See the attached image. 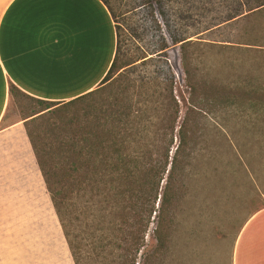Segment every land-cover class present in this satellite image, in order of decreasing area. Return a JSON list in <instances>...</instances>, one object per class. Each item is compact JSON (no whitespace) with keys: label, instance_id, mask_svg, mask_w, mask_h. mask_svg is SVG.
I'll list each match as a JSON object with an SVG mask.
<instances>
[{"label":"rangeland","instance_id":"1","mask_svg":"<svg viewBox=\"0 0 264 264\" xmlns=\"http://www.w3.org/2000/svg\"><path fill=\"white\" fill-rule=\"evenodd\" d=\"M104 1L116 23L118 63H133L115 75L118 79L104 96H116L126 79L159 77L165 81L172 75L179 124L188 99L196 95L203 101V97L217 96V100L227 97L234 102L230 106L206 99L203 106L210 112L208 122L194 127L197 133L205 132L190 168L197 172L184 179L183 189L177 192L170 243L155 260L156 264H233L241 227L264 206V112L258 125L250 105L254 96L264 100V13L222 34L215 31L201 40L191 38L202 43H186L180 50L191 34L217 23L187 17H218L217 7L179 3L172 13L170 5L164 4L161 27L155 18L158 8L153 7L154 0ZM170 38L187 40L170 47ZM211 83L217 85L214 91ZM188 85H196L198 94H192ZM207 86L209 93L202 90ZM40 109L37 101L14 93L4 127L19 125L0 135V264H73L24 132L25 127L39 136L41 144L50 143L45 146L50 153L55 150L61 118L51 120L45 114L34 121L31 119L39 115L24 120ZM71 116L72 111L67 117ZM155 227L153 223L148 230L137 264L156 248Z\"/></svg>","mask_w":264,"mask_h":264},{"label":"trees","instance_id":"2","mask_svg":"<svg viewBox=\"0 0 264 264\" xmlns=\"http://www.w3.org/2000/svg\"><path fill=\"white\" fill-rule=\"evenodd\" d=\"M186 40H173V45ZM186 43L202 41H187L180 50ZM118 61L117 44L116 56L99 89L64 104L35 100L42 109L24 119L39 115L31 119L34 121L45 114L51 115V120L62 119L57 128L61 134L51 153L45 148L50 143L41 144L38 135L36 138L24 129L73 264H137L153 223L156 248L142 264H156L170 243L177 192L183 189V180L197 172L190 168L198 157L197 142L205 132L197 133L194 127L208 122L210 113L203 105L208 103L206 99L230 106L234 103L227 97H203V101L196 95L188 99L179 124L172 75L165 81L159 77L126 79L119 83L116 96H104L118 79L115 75L133 64ZM120 77L124 79V74ZM211 85L214 91L217 85ZM189 88L198 94L196 85ZM202 90L210 92L208 86ZM10 91L21 94L14 88ZM255 98L250 105L259 125L264 100ZM71 111L73 116L67 117Z\"/></svg>","mask_w":264,"mask_h":264},{"label":"crops","instance_id":"3","mask_svg":"<svg viewBox=\"0 0 264 264\" xmlns=\"http://www.w3.org/2000/svg\"><path fill=\"white\" fill-rule=\"evenodd\" d=\"M152 2L161 27L164 4L170 5L172 13L179 3L217 7L218 17H187L217 22L191 34L187 41L215 31L222 34L264 13V0ZM117 43L116 23L104 0H0V135L19 125L4 127L11 88L37 101L69 102L99 86L114 61ZM167 43L173 46L171 38ZM233 264H264V206L241 227Z\"/></svg>","mask_w":264,"mask_h":264}]
</instances>
